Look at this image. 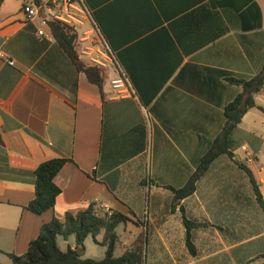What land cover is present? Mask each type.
<instances>
[{
  "label": "crops",
  "instance_id": "crops-1",
  "mask_svg": "<svg viewBox=\"0 0 264 264\" xmlns=\"http://www.w3.org/2000/svg\"><path fill=\"white\" fill-rule=\"evenodd\" d=\"M240 1L220 4L217 8L220 14L208 21V29L200 16L189 20L187 13H181L188 0H121L117 7L107 1L95 9L104 23L113 22L116 13L118 43L123 46L119 52L128 68L149 82L146 88L161 85V79L173 70L148 107L142 106L135 96L131 82L123 67H118L84 0L78 3L86 9V14L76 13L83 21L77 32L93 29L98 39L94 56L112 73L110 80L122 75L131 88L130 94L118 98L108 82L104 87L108 99L135 101L141 115L148 120L146 131L151 140L148 158L141 160L148 153L146 141L145 151L122 164L117 173L94 179L92 172L100 160L103 119L99 88L91 84L85 74L76 72L48 33L47 26L41 25L44 13L30 19L23 12L24 3L35 5L31 0H0V264L11 263L9 254H25L45 223L53 218L64 222L67 213L77 214L91 204H95L96 213L101 216L115 211L122 213L127 221L121 224L126 227L141 229L145 226L144 264H264V211L259 204L255 202L262 211L257 221L249 220L240 225L228 221L226 210L230 206H221L218 198L211 200L213 194L207 198V194L199 191L214 165L232 159L219 157L197 182L196 191L184 199H176L167 188H180L187 181L192 166L191 153L197 144L193 128L197 134L207 137L220 132L224 106L242 90L241 86L227 82V78L248 80L264 65V0H254L261 11L262 26L249 32L240 29L242 19L239 12L234 11V6L241 5ZM221 28L228 29L215 41L188 53L189 38L210 36ZM39 31L44 35L39 36ZM128 40H132L131 43H127ZM103 45L109 49L113 61L104 57ZM8 61H13V65ZM187 64L217 72L224 89L218 90L214 97L222 105L209 104L201 81L186 76L177 78ZM254 99L256 106L247 111L232 134L233 144L237 146L233 160L243 159L242 163L251 169L264 202V133H257L259 128L255 122L258 113L264 114V88ZM54 158H67L72 162H67L54 179L61 190L54 208L37 215L27 209L35 197V168ZM140 164L148 169L155 164L161 167V172L139 182L147 188L146 208L145 204L135 208L136 203L124 200L133 199L129 191L122 193L123 198L119 195L125 170ZM154 185L168 191L163 204L166 214L163 238L156 242L148 237L153 213L150 191ZM204 208L211 219L192 218L193 213L202 212ZM181 210L188 220L205 224L191 230L194 254L186 244ZM178 212L181 222L173 225L172 216ZM100 235H104L103 232ZM59 238L63 239L58 237V245ZM96 238L93 239L97 243ZM156 243L162 248L163 258L154 260L152 257L154 262L151 256ZM117 249L119 256L124 254L121 236L115 254Z\"/></svg>",
  "mask_w": 264,
  "mask_h": 264
},
{
  "label": "trees",
  "instance_id": "trees-1",
  "mask_svg": "<svg viewBox=\"0 0 264 264\" xmlns=\"http://www.w3.org/2000/svg\"><path fill=\"white\" fill-rule=\"evenodd\" d=\"M41 1L31 0L37 6L40 5ZM107 1L116 7L118 2H121V0H84V3L95 26L113 53L118 67L119 65L123 67L122 69L135 91V96L142 106L148 107L160 91L161 85L172 75L173 70L161 79V85L156 88H146L149 82L130 70L122 58V53L119 52L123 46H119L118 43L119 23L116 22V13L114 12L113 22L104 23L100 20L99 12L95 10L100 4ZM227 1L234 2L236 0H188V5L181 9V13H187L186 17L189 20L197 15L200 16L208 29L210 28L208 21L220 14L217 10L218 6L220 7V4ZM240 3V6H234V11L239 12L242 19L240 29L245 32L260 29L262 22L258 4L254 0H241ZM46 28L56 45L74 66L76 72L85 74L88 81L100 90L103 108L100 160L97 168L92 172V177L95 179L97 176L115 174L122 164L143 153L146 149V124L138 109V104L133 100L111 101L108 99L104 87L111 79L112 73L108 69L80 58L79 33L72 26L59 21L48 20ZM227 29L221 28L218 32L213 31V35H205L197 40L189 38L186 50L190 53L205 47L223 35ZM130 41L132 40H128L127 43H131ZM216 73V71L203 66L187 64L181 69L177 78L186 76L190 80L201 81L204 86V98L210 105L220 106L222 102L218 101L214 94L218 90H223L224 86ZM226 81L241 86L242 90L224 106V122L218 134L211 137L201 136L193 128L192 134L196 137L197 144L191 153L192 166L189 167L187 181L177 189L172 186L167 187L173 191L176 199H184L192 195L197 189V182L208 173L212 164L219 157L227 156L232 160L235 158L233 151L237 146L233 144L232 134L247 111L256 106L254 95L264 88V65L257 75L248 80L230 77ZM189 91H193L192 88H189ZM0 144H2L1 136ZM67 162L72 161L67 158H54L40 163L35 168V197L27 205L30 212L40 215L54 208L56 199L61 192L54 179ZM234 162L246 174L253 196L264 211L260 185L253 172L242 162L238 160H234ZM109 190L112 191L110 188ZM94 207L95 204H91L86 210L77 214L67 213L64 222L53 218L42 225L38 237L29 243L25 254H9L10 264H144L145 239L142 235L126 249L123 255L115 256L116 246L119 242L116 228L119 224L127 221L126 216L117 211L110 215L101 216L96 213ZM181 211L183 224L186 228V244L191 254H194L191 230L205 226V224L188 220L184 211ZM101 232L104 234L101 244L106 247L104 258L101 260L83 258L85 240L89 236L95 239ZM71 236L75 238V247H68L66 251H62L58 245V237L67 240ZM262 257L264 258V255Z\"/></svg>",
  "mask_w": 264,
  "mask_h": 264
},
{
  "label": "rangeland",
  "instance_id": "rangeland-1",
  "mask_svg": "<svg viewBox=\"0 0 264 264\" xmlns=\"http://www.w3.org/2000/svg\"><path fill=\"white\" fill-rule=\"evenodd\" d=\"M259 118L255 120L257 124V128L259 131L257 133H264V114L258 113ZM146 128L149 127L148 120H145ZM212 131H214L212 126ZM148 136L146 141L148 142V153L141 157V160L148 158L151 151L149 150L151 147L150 133L148 132ZM153 158H156L155 156ZM156 160V159H155ZM242 160V161H241ZM227 161L225 164L220 163V165H214L212 170L210 171V177L207 178L204 182L200 184L199 191L202 194H207V198L210 194H213L211 200L214 201L218 198L221 206H230L227 210V216L230 219L228 221L235 222L236 224H244L249 220L257 221V217L261 216V209L255 204V200L253 197L252 188L248 181L246 174L241 168L234 162ZM241 162H245L243 159H240ZM147 164H149L147 162ZM157 165V164H155ZM153 165L148 169L146 165L140 164L138 166L129 167L125 170L123 176L122 189L119 191V195L123 198L122 193L125 191H129L132 193L133 199H125L128 203L135 204L134 207L138 208L145 204V208L147 207V198L148 192L146 186H142L139 182L146 178V176H155L158 172H161V167H157ZM149 170V171H148ZM152 184V183H151ZM151 208H153V213L151 214L150 223L148 225V237L151 240H160L163 238V222L165 221V215L163 211V204L165 201L166 190L157 188L155 185L151 187ZM126 195V194H125ZM135 199V201H133ZM234 201V202H232ZM224 207V208H225ZM196 216V217H195ZM133 218L132 215H130ZM142 217V216H141ZM191 217V216H190ZM202 219L203 217H209L211 219L207 209H203L202 212L200 210L197 211V214L193 213L192 218ZM145 223L144 220H142ZM181 222L180 213L173 214L172 216V224L178 225ZM258 223V222H257ZM129 226V225H128ZM126 227L125 224H121L117 227L116 232L119 236H121V245L124 251L128 249L133 243L137 241L140 235L145 238V226L142 225L141 229H135L132 226ZM139 226V225H138ZM97 243L94 241L93 237L89 236L85 241V251L83 258H89L94 260H101L104 258L106 253V247L102 246L100 243L103 242V235H99L97 238ZM59 245L62 251H66L68 247L75 246V238L71 236L68 239V242L59 238ZM157 247L153 248L151 260H162V248L159 244ZM156 251V253H155ZM121 253L119 249L116 251V256H119ZM153 257V258H152ZM152 260V261H154ZM155 262V261H154ZM2 263V262H0Z\"/></svg>",
  "mask_w": 264,
  "mask_h": 264
},
{
  "label": "built area",
  "instance_id": "built-area-1",
  "mask_svg": "<svg viewBox=\"0 0 264 264\" xmlns=\"http://www.w3.org/2000/svg\"><path fill=\"white\" fill-rule=\"evenodd\" d=\"M81 1L82 0H49L47 2H41L38 6L24 3L22 9L30 19L39 16L40 13L43 12L44 15L41 19V25L44 27L47 26L48 20H52L65 23L72 26L76 31H79V27L83 26V21L76 16V13L83 14L84 12L86 14V9L84 8L85 10H83L78 4ZM38 35H44L43 31H39ZM78 42L80 44V57L91 64L104 68L102 60L94 56L98 39L93 29L81 33ZM102 48L104 49V57L113 61V56L109 49L104 45ZM1 55L0 53V57ZM8 64L13 65V61H8ZM109 86L115 97L119 98L130 94L131 88L126 78L122 75H118L116 78L110 80Z\"/></svg>",
  "mask_w": 264,
  "mask_h": 264
}]
</instances>
